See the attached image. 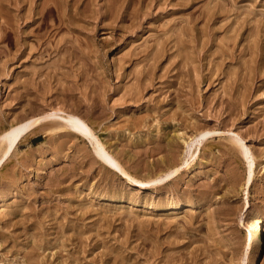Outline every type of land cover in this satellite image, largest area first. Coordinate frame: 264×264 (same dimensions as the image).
I'll return each instance as SVG.
<instances>
[{
	"label": "rangeland",
	"instance_id": "1",
	"mask_svg": "<svg viewBox=\"0 0 264 264\" xmlns=\"http://www.w3.org/2000/svg\"><path fill=\"white\" fill-rule=\"evenodd\" d=\"M0 264H264V0H0Z\"/></svg>",
	"mask_w": 264,
	"mask_h": 264
},
{
	"label": "bare ground",
	"instance_id": "2",
	"mask_svg": "<svg viewBox=\"0 0 264 264\" xmlns=\"http://www.w3.org/2000/svg\"><path fill=\"white\" fill-rule=\"evenodd\" d=\"M66 1V0H65ZM32 3V2H31ZM42 3V2H41ZM55 8H57V7H55ZM58 9V8H57ZM50 10V9H49ZM42 13V12H41ZM56 13V12H55ZM96 17V16H95ZM93 18V17H92ZM40 19H41V17H40ZM42 20V19H41ZM55 21V20H54ZM60 22H61V20H59ZM58 21V22H59ZM57 24H59L60 25V23H57ZM58 26V25H57ZM57 26H55L56 28H57ZM55 27H54V29H55ZM59 27V26H58ZM54 31V30H53ZM50 32H51V30H50ZM43 33V32H42ZM41 33V34H42ZM41 39V38H40ZM44 39V38H43ZM38 41V40H37ZM69 42V41H68ZM72 45V44H71ZM63 46V45H62ZM64 47V46H63ZM72 48V47H71ZM45 49V48H44ZM62 49V48H61ZM75 51V50H74ZM55 52V51H54ZM95 99V98H94ZM231 106V105H230ZM93 110V109H92ZM74 116H75V118H78V116H77V114L75 115V113H74ZM33 121L32 120H28L27 122H22L21 124H19L20 126H16L15 127V130H16V132L17 133H19L20 131H22V130H24V129H26L27 127H30V126H34L33 125V123H32ZM73 123H74V125H75V128L79 131V132H81V133H83V134H86V129H85V127L83 126V124H82V122L81 121H79V119H76V120H74L73 121ZM33 129V127L30 129V131ZM29 131V132H30ZM205 135V132H200L199 133V135L198 136H204ZM197 136V135H196ZM101 158L105 161V162H107V164H109V165H111L112 167H116L117 165H116V163L111 159V158H109L107 155H105L104 153L103 154H101ZM121 199V198H120ZM252 222H253V225L255 226V227H253V228H256V230L257 231H260L261 229H262V220L260 219V217H255L254 218V220H252Z\"/></svg>",
	"mask_w": 264,
	"mask_h": 264
}]
</instances>
